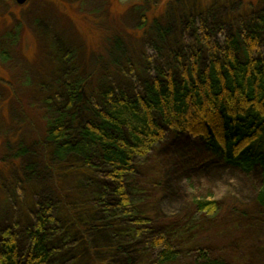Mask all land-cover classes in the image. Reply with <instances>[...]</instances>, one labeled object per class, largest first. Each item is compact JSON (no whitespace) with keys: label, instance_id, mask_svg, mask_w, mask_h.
Returning a JSON list of instances; mask_svg holds the SVG:
<instances>
[{"label":"rangeland","instance_id":"1","mask_svg":"<svg viewBox=\"0 0 264 264\" xmlns=\"http://www.w3.org/2000/svg\"><path fill=\"white\" fill-rule=\"evenodd\" d=\"M263 14L264 0H28L23 6L0 0V229H17L26 251L28 236L22 227L33 221L38 205L50 202L65 231L60 239L62 251L70 254L65 264L104 263L105 249L115 243L116 223L91 206L96 182L84 176L76 158L63 165L51 161L52 148L41 140L46 102L61 92V81L74 78L85 82L88 95L100 82L102 89L130 96L149 80L140 69L167 73L171 68L181 80L196 47L188 30L191 18L202 15L224 24L228 34L239 27L236 21L249 23ZM144 16L148 32L138 33ZM160 27L167 31V43L157 52L166 68L155 59L158 44L153 37ZM222 38L218 34L215 39ZM118 40V50L125 52L116 68L110 53H116L112 43ZM105 43L110 44L107 49ZM208 54L203 52V63ZM149 58L153 63L146 62ZM53 106H58L56 101ZM77 113L79 124L91 119L86 109ZM253 150L264 154V138ZM31 166L32 172L27 170ZM138 174L149 188L144 213L178 219L195 213V201H215L220 212L227 213L205 220L211 238L224 239H210L224 244L215 252L233 264L251 259L264 264V214L257 205L260 166L246 172L213 155L202 139L167 131L141 160ZM105 179L102 174V182Z\"/></svg>","mask_w":264,"mask_h":264},{"label":"trees","instance_id":"2","mask_svg":"<svg viewBox=\"0 0 264 264\" xmlns=\"http://www.w3.org/2000/svg\"><path fill=\"white\" fill-rule=\"evenodd\" d=\"M209 21L202 15L190 19L188 30L196 47L181 80L171 68L167 73L140 69L149 80L130 96L123 91L117 94L114 88L102 89L100 82L88 95L85 82L74 78L61 81V92L46 102L41 140L52 148L51 161L63 165L76 158L84 176L96 182L97 196L91 206L116 223L115 243L105 249L106 261L101 264H233L215 252L224 246L215 241L224 239H212L205 224L208 217H226L217 202L195 201V213L189 211L178 219L143 212L150 198L138 174L139 163L159 146L167 131L202 139L213 155L246 172L260 166L257 205L264 214V154L253 150L264 138V14L249 23L236 21L239 27L228 34L224 24ZM148 24L144 16L138 33L148 32ZM155 34V52L161 53L167 31L160 27ZM218 34L223 35L221 41L215 39ZM120 45L119 40L113 42L116 53H110L116 68L125 52L118 50ZM205 50L209 60L203 63ZM159 52L155 59L163 68L167 64ZM80 109L91 114L85 124L77 122ZM27 170L32 172L33 167ZM32 218L22 227L28 236L26 251L22 252L17 229H0V264H65L70 254L62 251L65 231L60 230V214L48 202L38 205ZM246 264L257 263L251 259Z\"/></svg>","mask_w":264,"mask_h":264},{"label":"water","instance_id":"3","mask_svg":"<svg viewBox=\"0 0 264 264\" xmlns=\"http://www.w3.org/2000/svg\"><path fill=\"white\" fill-rule=\"evenodd\" d=\"M15 1H16V4L19 6H23L28 2V0H15Z\"/></svg>","mask_w":264,"mask_h":264}]
</instances>
